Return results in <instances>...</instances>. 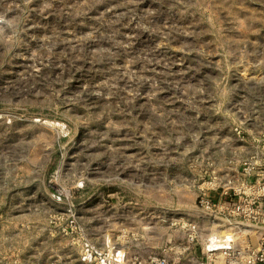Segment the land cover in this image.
<instances>
[{
    "label": "rangeland",
    "instance_id": "1",
    "mask_svg": "<svg viewBox=\"0 0 264 264\" xmlns=\"http://www.w3.org/2000/svg\"><path fill=\"white\" fill-rule=\"evenodd\" d=\"M259 164L264 0H0V264L196 257Z\"/></svg>",
    "mask_w": 264,
    "mask_h": 264
},
{
    "label": "built area",
    "instance_id": "2",
    "mask_svg": "<svg viewBox=\"0 0 264 264\" xmlns=\"http://www.w3.org/2000/svg\"><path fill=\"white\" fill-rule=\"evenodd\" d=\"M248 169L253 164H244ZM260 166L264 164H259ZM229 191L222 192L205 202V210H213L212 228L217 232L205 240L198 256L190 259L170 261L150 258L149 264H264V236L254 246L247 232L263 220L264 172L257 178L243 176L241 179H227ZM203 204V203H202ZM193 241L196 224H188ZM241 241V242H240Z\"/></svg>",
    "mask_w": 264,
    "mask_h": 264
},
{
    "label": "crops",
    "instance_id": "3",
    "mask_svg": "<svg viewBox=\"0 0 264 264\" xmlns=\"http://www.w3.org/2000/svg\"><path fill=\"white\" fill-rule=\"evenodd\" d=\"M262 206H263V211H262L263 220H259V222L254 225V228L249 232H247L248 238L254 246L258 244V241L261 238V236H264V201Z\"/></svg>",
    "mask_w": 264,
    "mask_h": 264
}]
</instances>
